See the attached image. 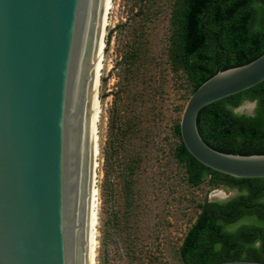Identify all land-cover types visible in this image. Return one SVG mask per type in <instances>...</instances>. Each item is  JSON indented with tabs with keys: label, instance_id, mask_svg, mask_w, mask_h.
<instances>
[{
	"label": "water",
	"instance_id": "1",
	"mask_svg": "<svg viewBox=\"0 0 264 264\" xmlns=\"http://www.w3.org/2000/svg\"><path fill=\"white\" fill-rule=\"evenodd\" d=\"M107 2L0 0V264H90ZM263 79L264 52L217 71L189 95L180 134L199 162L234 177H264V154L220 151L197 126L203 106Z\"/></svg>",
	"mask_w": 264,
	"mask_h": 264
},
{
	"label": "trees",
	"instance_id": "2",
	"mask_svg": "<svg viewBox=\"0 0 264 264\" xmlns=\"http://www.w3.org/2000/svg\"><path fill=\"white\" fill-rule=\"evenodd\" d=\"M145 2L140 11L146 16L152 0ZM169 23L166 62L171 71L184 75L190 94L217 71L247 63L264 52V0H173ZM140 47L141 42L135 43L123 56L124 79L114 96L103 149L104 176L114 164L124 165L128 191L142 161L139 151L128 152V145L142 138L143 127L139 114L123 110L121 98L136 84L133 66L139 63ZM245 100L255 102L252 114L235 110ZM197 126L202 138L220 151L264 154V79L203 106ZM172 133L177 138L173 158L183 167L187 184L198 186L208 179L214 186L235 190L224 200L199 203L200 211L179 246L183 264L264 261V203L260 202L264 201V177H234L207 167L187 150L179 122L172 125ZM244 190L246 196L241 194ZM257 220L262 227L254 226ZM256 240L261 242L259 249L252 247ZM217 243L222 245L219 251L214 250Z\"/></svg>",
	"mask_w": 264,
	"mask_h": 264
},
{
	"label": "rangeland",
	"instance_id": "3",
	"mask_svg": "<svg viewBox=\"0 0 264 264\" xmlns=\"http://www.w3.org/2000/svg\"><path fill=\"white\" fill-rule=\"evenodd\" d=\"M145 1L111 0L106 18L98 86L95 264H183L179 246L200 211L199 203L235 194L234 189L214 186L208 179L198 186L187 184L183 167L173 158L177 138L172 125L180 121L190 87L184 75L171 71L166 62L173 0H152L146 16L140 11ZM138 42L136 84L121 98L123 110L139 114L143 127L142 138L128 145V152L142 155L128 191L124 165L114 164L104 176L103 149L114 96L124 79L123 56ZM254 108V101L245 100L235 110L252 114Z\"/></svg>",
	"mask_w": 264,
	"mask_h": 264
},
{
	"label": "bare ground",
	"instance_id": "4",
	"mask_svg": "<svg viewBox=\"0 0 264 264\" xmlns=\"http://www.w3.org/2000/svg\"><path fill=\"white\" fill-rule=\"evenodd\" d=\"M110 1L108 0L107 2V8H106V13H105V19H104V25H103V32H102V41H101V50H100V57H99V63H98V69H97V78H96V126H95V173H96V167H97V162L96 158L98 155L97 151V123L100 117V104L98 100V86H99V77H100V69L102 67V61H103V52H104V33H105V27L107 24V14H108V9L110 7ZM95 176H94V208H93V229H92V245H91V257H90V264H95V251H96V224H97V200H98V191L96 189V184H95Z\"/></svg>",
	"mask_w": 264,
	"mask_h": 264
},
{
	"label": "clouds",
	"instance_id": "5",
	"mask_svg": "<svg viewBox=\"0 0 264 264\" xmlns=\"http://www.w3.org/2000/svg\"><path fill=\"white\" fill-rule=\"evenodd\" d=\"M241 194L246 196V195H247V191L244 190ZM260 202L264 203V201H260ZM254 226H255V227H262L261 223H260L258 220H257V222H256V224H255ZM260 243H261V242H260L259 240H256V241L253 242L252 247H253L254 249H259V247H260ZM221 248H222V245H221L220 243H217V244L214 246V250H215V251H219Z\"/></svg>",
	"mask_w": 264,
	"mask_h": 264
}]
</instances>
